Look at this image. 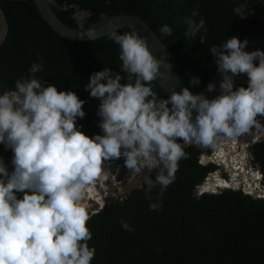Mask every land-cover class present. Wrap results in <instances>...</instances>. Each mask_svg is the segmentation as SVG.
Masks as SVG:
<instances>
[{
	"label": "clouds",
	"instance_id": "1",
	"mask_svg": "<svg viewBox=\"0 0 264 264\" xmlns=\"http://www.w3.org/2000/svg\"><path fill=\"white\" fill-rule=\"evenodd\" d=\"M198 16L197 7L185 18L184 36L191 40L203 31V44L207 27ZM159 31L172 35L168 25ZM108 38L120 48L119 72L106 67L92 73L85 86L99 101L103 135L89 137L77 127L86 101L38 78L42 61L15 81L14 90L0 86V144L13 155L11 171L0 157V264H91L96 249L88 244V221L105 210V200L102 204L96 195L111 190L104 186L114 183L106 171L112 161L123 159V167L137 176L146 169V190L157 185L163 190L174 182L179 162L189 158L186 146L215 148L218 142L264 131L258 119L264 118V51H245L247 39L234 36L210 48L222 76L220 95L208 99L184 87L165 99L152 85L158 78L171 79L172 66L152 54L147 38L135 30L112 31ZM240 74L247 75V87L235 86ZM188 82L201 83L198 77ZM215 88L207 85L209 93ZM153 170L155 180L147 175ZM89 201L99 208L91 209ZM122 227L131 230L126 222Z\"/></svg>",
	"mask_w": 264,
	"mask_h": 264
},
{
	"label": "trees",
	"instance_id": "2",
	"mask_svg": "<svg viewBox=\"0 0 264 264\" xmlns=\"http://www.w3.org/2000/svg\"><path fill=\"white\" fill-rule=\"evenodd\" d=\"M55 2L58 4L53 7L55 12L72 28H79L81 23L75 6L82 12H91L82 21L86 26L97 23L105 14L141 17L166 45L178 64L180 77L195 94L207 87L217 71L210 53L212 46H219L234 36L250 43L264 35V0ZM0 5L9 29L0 46V86L14 90L15 81L27 77L32 64L42 61L43 71L37 73L38 78L55 85L58 91H74L86 101L85 117L77 118V127L89 137L103 135L98 127L99 101L90 97L85 86L92 73L106 67L119 72L122 63L119 45L108 36L86 42L64 39L44 21L34 0H0ZM65 5L69 8L65 9ZM197 7L199 16L195 19L203 18L207 27L203 44L200 43L203 31L191 40L184 36V20L191 17ZM163 25L172 29L171 36L161 34L159 29ZM130 31L133 30L119 33ZM193 77L200 79V86L189 84ZM152 86L161 98H168L156 81ZM1 147L0 157L11 171L12 152L5 150L2 144ZM251 149L254 163L264 177V139L255 142ZM185 151L189 158L179 162L175 180L163 196L165 204L149 195H158L159 185L148 192L144 184L142 190L135 191L131 197H121L91 216L88 227L92 239L88 244L96 249L91 264H264V199L254 198L241 189L196 195V189L220 167L215 163L204 165L201 162L204 152L194 145L186 146ZM150 179L155 180V177L151 174ZM215 182L220 184L217 187L228 184L218 176ZM153 203L158 205L156 210L150 209ZM122 222L128 223L131 230H125Z\"/></svg>",
	"mask_w": 264,
	"mask_h": 264
},
{
	"label": "water",
	"instance_id": "3",
	"mask_svg": "<svg viewBox=\"0 0 264 264\" xmlns=\"http://www.w3.org/2000/svg\"><path fill=\"white\" fill-rule=\"evenodd\" d=\"M34 3L37 6L41 16L44 19V21L50 25L52 30L56 34H58L59 36L63 37L64 39H66L68 41H71V42L95 41V40H98L100 38L109 36V34L112 31L121 32V31H124L126 29H131V30L137 31L139 33V35L147 38V41L149 44V49L152 52V54L157 59L164 58L165 62L172 66L170 69V73H169V75L171 76V79L164 80L162 78H158L156 81V83L160 86V88L162 89L164 94L167 97H169L171 94V91L173 89H175V91H177V92H180L182 88L187 87L185 85V83L183 82L182 78L180 77L179 73H178V70H177L178 64L172 59L166 45L160 39L158 34L151 28V26L148 23H146L141 17L136 16V15H130V14L114 15V16H110L108 14H105L101 17V20L95 24L86 26L84 22H81L79 25V28H72V27L66 25L60 19V17L57 15V13L55 12L53 7H58V4L55 2V0H34ZM64 8L68 9L69 6L65 5ZM75 8L78 11L77 15H83L85 18L91 15L90 11L82 12L80 10L79 6H75ZM8 30H9L8 29V23H7L5 14H4V12L1 8V5H0V46L4 43V41L8 35ZM255 50L264 51V35H261V36L257 37L256 39H254L253 41H251L248 44L247 48L245 49V51H247V52H252ZM257 64H258V62H257ZM161 72H167V69H165L164 67H161ZM234 79H235V86L236 87H240L242 85H248V77L246 74H240L239 76H236ZM221 80H222L221 74L216 71V73L211 77L210 82H209V83H213L216 85L215 91L212 93H209L207 91V87H206L201 93L205 97H207L208 99H213L216 96L220 95L219 84H220ZM246 135L247 134H245V136ZM262 139H264V137ZM194 146H196V145H194ZM196 147L201 151H206L208 148L209 149H217V148L219 149L220 147H223V143L218 142V144L215 148L201 147V146H196ZM250 148H251L250 146H247L246 151L248 154H250L252 156V158H254V155H253ZM220 155H221V152H220ZM216 157L217 156L214 155V153L212 154V156L203 155L201 162L204 165H208L209 163H215L216 165H218L220 167L221 165L217 164V162H216V160H218V158H216ZM219 159H220V157H219ZM247 163H248V161H247ZM241 165L245 169L252 170V173H256V174L260 175L259 179L255 175L253 176V178H255L254 184H256L258 182V180H260V184H261L260 188L256 187V185H254V190H251V192H250L249 186H244V185L240 186L239 185L240 187L238 188V187H236L237 185H235V184L233 185L232 183H230V185H231L230 187H221V188L217 189L218 192L228 190V189H241L246 194L251 195L254 198H263L264 199V177H263V173L260 170V168L256 167L257 169H255V166H248L247 164H241ZM116 169H117L116 165H111L110 169H106V171L110 172V174L108 175L109 179L111 178L112 174L116 173ZM231 170H234V169L232 168ZM238 170H239L237 172L238 174L243 173L241 171V168ZM146 172H147V170L145 169L144 173H146ZM144 173H142L138 176L136 175L137 180H135L134 183H132L128 187H127V183L129 182V179L132 178V174L128 170H125L121 174H119L117 176L118 177L117 181L118 180L123 181V186H122L123 191L120 195H127L128 194V196L131 197L135 191L142 190V185L145 183L144 182V180H145ZM149 174H152L155 177L156 171L153 170V173H149ZM215 175L220 177L223 180L226 179L224 177V171L222 169H220V170L216 171L214 174H210L208 176L207 181L196 189L195 194L201 195V193L205 192L206 190H204L203 188L206 187L208 184H209L210 188L213 187L214 182H211V178ZM231 175H232V173H231ZM232 176H234V175H232ZM231 181L232 180H230L229 182H231ZM109 184L112 185L113 183L109 182ZM109 192L112 195L113 193L117 192V189L113 187V188H111V190ZM165 192H166V189H163V190L161 189L158 195H156V196L153 194H149V195L155 201H157L161 204H165V202L163 201V196H164ZM88 203H89V207L91 209H98L99 208V205L93 201H89ZM105 203H106V205H105L104 209H106L107 206L113 202L111 200L107 199V200H105Z\"/></svg>",
	"mask_w": 264,
	"mask_h": 264
},
{
	"label": "rangeland",
	"instance_id": "4",
	"mask_svg": "<svg viewBox=\"0 0 264 264\" xmlns=\"http://www.w3.org/2000/svg\"><path fill=\"white\" fill-rule=\"evenodd\" d=\"M239 14H240V16L243 15L241 9L239 10ZM77 18L81 22L85 19V17L83 15H77ZM263 136H264V131L253 130L249 134H247L246 136L243 135V136H241V137H239V138H237L235 140H232V141H229V142H223V147L220 149V151H219L218 148L215 149V151H214V155H216L217 156L216 158H218V160H216L217 164H219V165L223 164L225 169L229 170L228 166L231 163L232 159H234L235 157L239 158V163L241 161L242 162H247L248 161L247 158L249 156L246 158V153H247L246 152V147L250 146L252 143H255L256 141L262 140ZM227 151H228V155L229 156L226 155ZM220 152H221V155H220ZM219 157H220V159H219ZM225 159H227V161H225ZM232 168L237 170L236 168H234V165L232 166ZM232 168H230V170ZM255 169H257L256 166H255ZM228 172L230 174V177L226 178V179L232 180L233 177H232L230 171H228ZM249 172H252V170H249ZM206 187L208 189V186H206ZM206 187L204 188V190H206ZM236 187L239 188L240 186L237 185ZM210 190H212V189H210ZM215 191H217V190L215 189Z\"/></svg>",
	"mask_w": 264,
	"mask_h": 264
},
{
	"label": "bare ground",
	"instance_id": "5",
	"mask_svg": "<svg viewBox=\"0 0 264 264\" xmlns=\"http://www.w3.org/2000/svg\"><path fill=\"white\" fill-rule=\"evenodd\" d=\"M233 145V144H232ZM226 155H228V151L226 152ZM229 156V155H228ZM236 158V157H235ZM232 159V161H231V163L229 164V168H232V166L234 165V168H236L237 170H231V173H232V175H234V176H232L233 177V179H232V184L234 185H244L245 186V184H247L246 186H249L250 188H249V190H250V192H251V190H254V185H256V187H259L260 188V180H258V182L256 183V184H254L255 182H254V179L255 178H253V176L255 175L256 177H258V179H259V177H260V175L259 174H254V173H252V172H249L248 174L246 173V175H244V176H240L241 174L239 173H237L239 170L238 169H240L241 167H239L241 164H245V162H242L241 160V163H239V158H236V159ZM225 161H227V159H225ZM227 166V165H226ZM250 170V169H249ZM258 175V176H257ZM215 177H216V175L215 176H213L212 178H211V182H214V186L213 187H211V189H215V188H217V185H218V183H216L215 182ZM221 181H224L223 179H221ZM224 182H228V184H227V186H225V187H230L231 185H230V183L231 182H229V181H224ZM209 188H210V186H209V184L207 185ZM216 186V187H215ZM218 186H220V184L218 185ZM205 188V187H204ZM203 188V189H204ZM221 188V187H220ZM91 189H92V187H91ZM206 190H208L207 189V187H206ZM262 193V192H261ZM92 194H94V192H93V189H92Z\"/></svg>",
	"mask_w": 264,
	"mask_h": 264
},
{
	"label": "built area",
	"instance_id": "6",
	"mask_svg": "<svg viewBox=\"0 0 264 264\" xmlns=\"http://www.w3.org/2000/svg\"><path fill=\"white\" fill-rule=\"evenodd\" d=\"M111 165H116V167H117L116 173L115 174H112V176H111L114 183L111 185V184H107L105 182V186L104 187L107 188V189H111V188L114 187V188L117 189V192L116 193H113L112 195H110L109 190H107V191L105 190V194H103V195H100V193H98V196L96 195V199L99 200L100 202H102V204H104L103 199L104 200L111 199L113 201H119V199L121 198V195L120 194L123 191V189H122L123 181L122 180H120V181L118 180L117 181V178H118L117 176L119 174H121L122 171H123L122 170V166L120 164H118L116 160L112 161ZM221 166L224 167V165H222V164H221ZM224 170H226V169H224ZM105 180H107V178H105ZM122 196L124 197V195H122ZM92 213H95V212H92Z\"/></svg>",
	"mask_w": 264,
	"mask_h": 264
},
{
	"label": "flooded vegetation",
	"instance_id": "7",
	"mask_svg": "<svg viewBox=\"0 0 264 264\" xmlns=\"http://www.w3.org/2000/svg\"><path fill=\"white\" fill-rule=\"evenodd\" d=\"M262 123H264V120L262 121ZM264 137V136H263ZM220 143H223V141H221ZM254 143H252L251 145H250V147L253 145ZM0 148H1V144H0ZM3 148V147H2ZM222 147H220L219 148V151H220V149H221ZM251 149V148H250ZM7 151H10V150H7ZM214 151H215V149H207L206 151H203L204 152V154H206V155H212L213 153H214ZM251 151H252V149H251ZM247 152V151H246ZM252 153H253V151H252ZM249 156V157H248ZM248 157V158H247ZM246 158H247V160H248V163L247 162H245V164H247L248 166H256L255 165V163H254V158H252V156L250 155V154H248V153H246ZM239 160V159H238ZM117 163L118 164H120L121 166H122V170L123 171H125V170H127V169H125L124 167H123V159H121V160H118L117 161ZM239 167H241V171L243 172V173H240L241 175L240 176H244V174L246 175V173L248 174L249 173V169H245L242 165H240ZM229 168V167H228ZM122 171V172H123ZM223 171H224V177L225 178H228V177H230V174H229V172L228 171H230V173H231V170L229 169H226V170H224L223 169ZM147 175H149L148 176V178H150V175L151 174H147ZM135 180H137V178H136V175H134V174H132V178L131 179H129V182L127 183V187L128 186H130L132 183H134V181ZM232 183V182H231ZM145 184V183H144ZM144 184L142 185V188H143V186H144ZM247 184H245V186H246ZM111 195V194H110ZM128 196V194L126 195V196H124V197H127ZM121 197H123L122 195H121ZM112 202H114V201H112ZM118 202V201H117Z\"/></svg>",
	"mask_w": 264,
	"mask_h": 264
}]
</instances>
